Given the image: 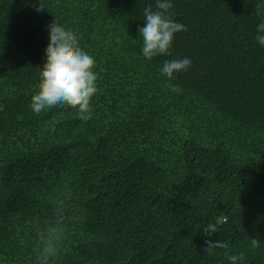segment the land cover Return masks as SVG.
<instances>
[{
    "label": "trees",
    "instance_id": "16d2710c",
    "mask_svg": "<svg viewBox=\"0 0 264 264\" xmlns=\"http://www.w3.org/2000/svg\"><path fill=\"white\" fill-rule=\"evenodd\" d=\"M171 2L187 30L149 60L137 30L156 0H0V264H35L58 201L69 251L55 264H264V0ZM54 19L96 61L88 121L31 110Z\"/></svg>",
    "mask_w": 264,
    "mask_h": 264
},
{
    "label": "clouds",
    "instance_id": "9594fccd",
    "mask_svg": "<svg viewBox=\"0 0 264 264\" xmlns=\"http://www.w3.org/2000/svg\"><path fill=\"white\" fill-rule=\"evenodd\" d=\"M171 0H156V10L148 5L143 10L145 26L138 28V36L142 37V54L146 59H152L158 55H170V48L175 34L186 31V26L173 20ZM264 5H256L257 12ZM43 10V8H40ZM256 41L264 47V19L257 26ZM79 37L76 32L66 29L54 21L48 26V44L44 49L45 59L42 67H39V80L34 86L35 91L31 96L30 107L35 114H40L49 109L71 108L75 109V118L88 121L92 117L91 100L97 93L98 73L95 59L83 50L79 45ZM191 59L165 60L160 69L161 75L168 81L175 79V74L187 71L191 66ZM165 87L174 93L181 89L166 83ZM56 123L52 121L49 128ZM59 205V206H57ZM54 205L53 219L45 221L43 226L36 229V239L33 245L35 264H55V261L63 253L69 251L67 241V224L63 216L61 201ZM202 232L206 235L216 233L215 225L208 224ZM206 253L213 249H227L228 244L219 240L205 241ZM253 247L259 246V241L252 238ZM231 264H237L244 259V254L229 255Z\"/></svg>",
    "mask_w": 264,
    "mask_h": 264
}]
</instances>
